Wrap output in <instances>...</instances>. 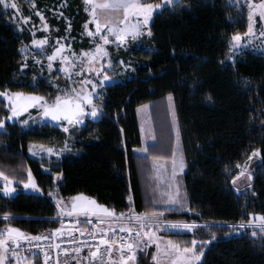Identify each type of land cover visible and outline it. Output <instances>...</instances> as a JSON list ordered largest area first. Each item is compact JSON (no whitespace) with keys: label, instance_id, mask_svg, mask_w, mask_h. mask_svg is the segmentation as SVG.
<instances>
[{"label":"trees","instance_id":"trees-1","mask_svg":"<svg viewBox=\"0 0 264 264\" xmlns=\"http://www.w3.org/2000/svg\"><path fill=\"white\" fill-rule=\"evenodd\" d=\"M76 4L81 10L80 0ZM248 27L244 5L229 0H175L172 8L165 6L151 22L153 51L137 54L131 78L106 85L100 116L77 131L74 148L49 172L29 156V145L60 144L65 132L49 121L31 129L7 121L0 129V171L19 184L29 180L30 171L39 189L6 195L0 182V229L35 234L58 227L45 219L57 210L52 192L58 197L84 193L115 212L132 206L139 212L171 211L153 205V172L135 153L142 145L138 109L146 103L158 135L150 147L164 150L171 94L186 159L189 211L172 210L168 217L202 225L191 233H164L187 244L211 241L200 264H264V235H230L223 226L249 220V214L264 215V53L245 50L229 57L233 37ZM80 28L79 20L74 32ZM28 40L0 18V92L53 93L43 81L34 84L21 73V48ZM9 113L0 96V119ZM254 152L260 162L252 186L239 191L233 178Z\"/></svg>","mask_w":264,"mask_h":264},{"label":"rangeland","instance_id":"rangeland-1","mask_svg":"<svg viewBox=\"0 0 264 264\" xmlns=\"http://www.w3.org/2000/svg\"><path fill=\"white\" fill-rule=\"evenodd\" d=\"M229 1L244 5L248 15L249 25L251 24V31H249L248 27V30L245 33L239 34V40H233V44L229 50L230 59L235 58L238 54L245 50L264 53V17L261 16V13L264 12V0ZM7 2L9 5L15 3L17 7L12 8L9 6L7 10H5L4 5L0 4V18H4L7 21L13 23L16 29L22 33L25 38H29V40L26 41L23 46L27 47L28 51L22 52L24 65L21 68V73L31 77V80L34 84H37L38 81H43L53 89V93L51 94H42L36 92L21 93L44 96L49 103H51L55 96L60 93L61 88H71L73 86L72 82H68L66 84V74L59 71L62 66L59 55L54 61L51 62L53 67L51 70H49V61L47 60V56L52 54L54 48L60 47V45H70L71 50L77 53H79L81 50L94 49L95 43H101L99 35L93 37L89 36L88 33L96 31V23L94 22L96 20H99V22L102 24H104L105 21H108L114 28L124 26L123 23H121V21H123V9L117 11L107 8H94V5L103 3L104 0H80L81 10H79L77 7L76 0H7ZM136 2L144 5H153V12L149 16L148 24L143 25L139 34L136 36H132L131 33H129L122 42L116 40V34L106 32V25L105 28L101 29V31L108 35L109 42L103 45L107 51V56L97 57L96 63L94 65L95 69H98L99 71L88 73L87 69H85L84 73L80 76H76L74 74L72 75V81L75 82L82 81L85 79V76H87L89 80L97 81L96 92L99 93V97L97 98L94 96L93 103L99 109V111L95 117L90 115L89 108L86 111L82 123L80 124H69L68 121H52L50 117H42V109L38 105H34L33 107H30L27 112H20L18 116L7 120L11 123L14 122L20 124L23 129L37 128L38 126L44 125L46 121L53 122L63 131L65 127H68L69 131H64L66 138L60 144L33 142L29 145V148L32 147L33 152L35 153L33 154L28 150L29 156L42 161L44 163L43 168L45 171L49 172L50 167L55 164V160H60L67 152L74 148L73 141L77 131L81 127L85 126L89 120H96L100 116L106 85L114 80L123 81L125 79L131 78L134 75L136 69L137 54L145 52L150 53L153 51L149 43L152 35L150 29L152 19L154 15L158 12H161L165 6H170L172 8L175 0H173L171 3L166 2V0H136ZM37 13H39V15ZM93 13H95V15H93ZM41 16L43 17V20L41 19ZM52 18L56 19V21H59L60 23L53 24L51 22ZM79 20L81 22V28L74 32V24ZM138 22H143L142 16H129V24H136ZM149 32L151 33L150 35ZM45 38L46 43L43 46L32 44L33 40L39 42ZM68 54L70 55V53ZM77 71H79V69H77ZM105 77L108 78L106 81L104 80ZM82 90L84 92H90V85L84 86ZM7 93L11 95L12 93L16 92ZM60 94L62 95V93ZM2 97L9 105L10 102L7 100V98L4 96ZM167 106L171 122L169 121L168 124V137L165 139V142L162 143L164 150L160 152H158L155 148L150 147L158 141L156 124L152 117L151 104L146 103L139 107L138 115L142 135V145L135 148V153L140 156V159L143 157L149 162V168H151V171L153 172V205L156 207L169 208L166 204V201L169 196H177L176 189L178 187L181 204L179 206L173 207H188V195L183 179V175L186 171V159L178 131V119L174 106V100L171 94L168 96ZM11 115L10 108L8 117H11ZM24 120H28L29 123L22 124L21 121ZM163 125H160L161 131L163 128H166V126ZM4 127L5 124L3 128L0 129H4ZM40 145H43L45 149L48 147L53 148V153L49 154L45 151H42L39 147ZM65 145L67 146L65 147ZM145 148L148 149L147 152L144 151ZM56 151H60L61 154L56 156ZM174 160L176 161L175 167H173ZM259 162V155L257 152H254L249 156L248 160L240 166L239 173L235 178V184L239 191H247L251 188L255 168ZM140 163L146 164L144 160H141ZM173 173H175V176ZM9 181H11V183H9L8 186L14 190L13 192L8 193L9 195L17 193L20 189H37L36 186L33 188L31 185H29V187H25V184H29V180L23 184H19L11 179H9ZM0 182H2L4 185L6 183L3 177H0ZM32 184L36 185L34 179H32ZM78 194H83L85 197L89 198V200H95L97 204L102 205L95 197L86 195L84 193ZM78 194L67 197H58L56 192H52L51 197L54 201L59 202L61 207L67 204L69 207L66 210L70 211L71 198ZM129 201L133 202L132 196H130ZM175 210L182 209L177 208ZM171 211H167L169 212L167 215L163 214L159 224L156 225H163L165 228L170 229H179L173 228L169 224H164L163 221L167 220L166 218L173 222H195L200 226L202 225L200 222H196L194 220L188 221L183 219L169 218L168 215L172 213ZM128 212L134 213L136 211L133 209ZM155 212L159 213L161 211ZM148 213L151 215L152 212ZM262 224H264V221L256 220L255 216L252 215L249 220L239 221L238 223L234 224H224L223 226L229 229L230 235L249 233L251 235L257 236L264 235V227H262ZM241 225H243V227H241ZM8 228L9 227L5 229ZM11 228L18 229L15 227ZM5 229L0 230L3 231ZM31 258L34 259V263L39 259L37 257H27L26 259L28 261V259ZM8 259L13 264L19 261V259L12 260L9 257Z\"/></svg>","mask_w":264,"mask_h":264},{"label":"snow or ice","instance_id":"snow-or-ice-1","mask_svg":"<svg viewBox=\"0 0 264 264\" xmlns=\"http://www.w3.org/2000/svg\"><path fill=\"white\" fill-rule=\"evenodd\" d=\"M166 2L171 3L173 0H166ZM0 4L4 5L5 10L9 6L12 8H16V4L12 3L9 5L7 0H0ZM95 7L99 8H107L112 10H120L123 9V27H112L108 21H105L104 24L99 22V20L94 21L96 23V31L95 32H89V36H97L99 35V39L101 43H95L94 49H88V50H81L79 53L72 51L71 46H65L60 45V47L54 48L51 55L47 56V60L49 61L48 68L49 70L52 69L53 64L51 63L54 61L57 56L59 55L61 58V68L59 71L64 72L66 74V84L68 82H72L73 86L71 88H61L60 93H58L54 100L49 103L44 96H39L36 94H24L21 92L12 93L9 95L6 91L0 92V96H4L7 98V100L10 102L9 107L11 108V117L0 119V128H3L4 124L7 122V120L11 119L12 117L18 116L20 112H27L30 107H33L34 105H38L41 109V116L42 117H50L52 121H68L69 124H80L82 123V120L86 114L87 109L90 108V115L95 117L99 111V109L95 106L93 103V97L96 96L99 97V93L96 92L97 88V81L95 80H89L87 76H85V79L82 81H72V75L80 76L84 73L85 69H87L88 73H91L93 71H99L98 69H95L94 65L96 63L97 57H106L107 51L104 44H107L109 42L108 35L101 31L102 28L106 27L107 33H113L116 34V40L117 41H124L125 37L131 33L132 36H136L139 34L140 29L143 27V25L148 24L149 16L153 12V5H144L136 2V0H104L103 3L94 5ZM159 7V6H156ZM39 15V13H37ZM95 15V13H93ZM131 15H135L137 17L142 16L143 22L136 23V24H129L128 18ZM261 16L264 17V12L261 13ZM27 19V18H25ZM41 19L43 20V17L41 16ZM249 31H251V24L249 25ZM151 33L149 32V35ZM234 40H239V35H236L233 37ZM46 43V38L40 40L39 42L36 40L32 41L33 45H40L43 46ZM22 52L28 51L27 47L21 48ZM70 53V55L68 54ZM66 65V66H65ZM23 67V66H22ZM79 69V71H77ZM108 78L105 77L104 80L106 81ZM91 88L90 92H84L82 89L84 86H89ZM22 124H28V120L21 121ZM64 131H69L68 127L64 128ZM67 145H65L66 147ZM42 151H45L49 154L53 153L54 149L51 147H48L47 149L44 148L43 145L39 146ZM62 151V150H61ZM145 152L148 151L147 148L144 149ZM29 152H33L32 147L29 148ZM56 156H59L61 153L60 151H56ZM176 161H173V167H175ZM182 166V165H181ZM175 176V173H173ZM0 177H3L4 181H6L4 185V193L7 195L8 193L13 192L14 190L8 186L11 181H9V178L4 175L2 171H0ZM235 179V178H233ZM31 185L33 188H35V185L32 184V178L31 173L29 171V184H25V187H29ZM177 196L172 197L169 196L166 204L169 208L173 206H179L181 204V199L179 197V188L177 187ZM57 206L61 208V210L68 209V205L65 204L61 207L59 202H57ZM71 210L67 212L68 216H72L73 213L77 215H83L85 218L89 216H97L99 217L100 214H103V217L107 219L108 223L110 224L112 220L119 219L122 222L125 220V214L120 213L116 214L114 209H109L105 206L99 205L96 203L95 200H89V198L85 197L83 194H78L76 196H73L71 198V204H70ZM250 216L254 215L256 220L264 221V215L260 214H249ZM163 216V213H157L153 212L151 215L149 214H141V215H133L131 213L128 214V222H135L138 227L135 231V242H129L124 243L120 245L121 250L124 248H127V254L125 255L123 252H121L119 264H130L131 261H135L136 257L133 255L134 249L138 248L140 243L144 242L143 238L147 237V242L150 243L152 241V236L155 235L154 232H152V227L160 222L161 217ZM7 218V217H5ZM98 223L103 224L104 219H98ZM166 224H169L173 228H183L185 230H192L197 229L201 227L200 225L193 223H182V222H165ZM243 227V225H241ZM262 227H264V224H262ZM59 231V230H57ZM122 232L132 233L133 229L131 227L129 228H122ZM143 233V235H141ZM150 233H152L150 235ZM107 234V229H102L100 232V243L103 245H107V252H112V246L108 239H104L103 237ZM5 233L3 231H0V236H4ZM7 236L8 240L13 242V247L11 254L14 258L19 259L17 256V251L15 249V242L23 239L25 241H35V240H43L45 237L43 236H27L20 232L18 229H14L9 227L7 229ZM192 245H196V240L191 241ZM8 241L5 239H0V264H5L6 260V252L8 250ZM157 248H159V245H157ZM166 249H168V254L175 256L176 260L173 262V264H192L193 261L200 260V255L196 253L194 248L192 247H184L181 248L176 244H173L171 241L168 242L166 245ZM66 253H68V249H64ZM74 251L76 253L80 252L79 248H75ZM97 252H99V245H97L96 251H91V255L93 258L97 257ZM105 255L104 252H100V258L103 259V256ZM26 259V257H25ZM49 259L48 255H45V261ZM152 260H157V255L154 253L152 255ZM79 264V262H77ZM115 264V262H113Z\"/></svg>","mask_w":264,"mask_h":264},{"label":"built area","instance_id":"built-area-1","mask_svg":"<svg viewBox=\"0 0 264 264\" xmlns=\"http://www.w3.org/2000/svg\"><path fill=\"white\" fill-rule=\"evenodd\" d=\"M54 203L57 209L56 213L52 216L45 217V219L58 222L59 226L52 229H43L35 234L27 235L43 236L45 237L43 240L25 241L21 239L15 242L14 246L19 259L37 257L41 259L42 264H77V262H79V264H113V262L119 264L121 252L125 255L127 254V248L121 250L120 245L135 242V231L138 225L135 222H128V214L131 212H115L116 214L124 213L125 220L122 222L119 219H115L109 224L102 213L99 217L89 216L85 218L82 214L77 215L75 213H73L72 216H68V210L62 211L61 208L57 206V202L54 201ZM131 214L141 215L146 213L134 212ZM98 219H104V223H98ZM165 222L173 221L164 220L163 223L166 224ZM129 227L133 229L132 233L121 231L122 228ZM102 229H107V234L103 238L109 240L112 246L111 253L107 252V245L100 243L99 234ZM141 235H143V233H141ZM142 243H140V245ZM8 245V257L12 260H17V258H14L11 254L13 242L10 241ZM97 245H99V252H97V257L93 258L91 251H96ZM75 248H79L80 252L76 253L74 251ZM64 249H68V253H66ZM100 252L105 253L103 259L100 258ZM46 254L49 257L47 261H45Z\"/></svg>","mask_w":264,"mask_h":264},{"label":"crops","instance_id":"crops-1","mask_svg":"<svg viewBox=\"0 0 264 264\" xmlns=\"http://www.w3.org/2000/svg\"><path fill=\"white\" fill-rule=\"evenodd\" d=\"M36 184V182H35ZM37 188L38 186L35 185ZM39 189V188H38ZM162 208V207H161ZM177 208L182 209L184 212H188V207H173V208H164L166 210H175ZM135 210L137 211L134 206H132V208L128 211L131 210ZM143 213H148L146 211H141ZM164 215H167L169 212L167 211H161ZM173 212V211H171ZM151 213V212H150ZM153 213V212H152ZM151 213V214H152ZM160 213V212H159ZM149 214V213H148ZM163 217V216H162ZM168 220V218H166ZM169 221V220H168ZM198 222V221H196ZM159 224V223H158ZM202 224V223H200ZM19 230V229H18ZM2 231V230H0ZM165 231H171V232H188L191 233L193 232V230H183V229H170V228H165V226L163 225H154L152 227V232L155 233V235L152 236V241L150 243L147 242V237L144 238V242L136 249H134L133 251V255H135L136 259L135 261H131L130 264H173V262L176 260L175 256L169 255L168 254V249H166V245L168 244L169 241H171L173 244L178 245L181 248L184 247H192L194 248V250L196 251V253L198 255H200V260L198 261H193L192 264H200L203 258V252L204 250L207 248V246L210 244L211 241L206 242H202L199 240H196V245H192V243H184L179 238H172L169 235H167L166 233H164ZM3 232L5 233L4 236H0V239H5L6 241L9 242L8 240V236H7V229L3 230ZM20 232H22L23 234H27L25 232H23L22 230H20ZM152 233H150L151 235ZM157 245H159V248H157ZM157 255V260L153 261L152 260V255L153 254ZM5 264H13L9 261L8 256H7V252H6V260H5ZM14 264H35L34 263V259H19V261L17 263Z\"/></svg>","mask_w":264,"mask_h":264}]
</instances>
